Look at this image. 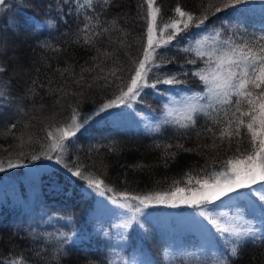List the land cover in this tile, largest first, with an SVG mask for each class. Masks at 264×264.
Returning <instances> with one entry per match:
<instances>
[{
	"label": "trees",
	"instance_id": "obj_1",
	"mask_svg": "<svg viewBox=\"0 0 264 264\" xmlns=\"http://www.w3.org/2000/svg\"><path fill=\"white\" fill-rule=\"evenodd\" d=\"M80 3L81 0H6L5 5L0 6V65L6 69L0 73V160L19 161L20 170L30 164L41 165L53 161L45 159L43 155L37 160L30 158L32 153L41 151V143L46 135L44 129L63 122L70 113L69 105L78 107L81 114H93L97 106L116 91L114 86L102 87L105 81L94 80L93 77L104 76L111 68H122L116 75L126 79L131 58L139 55L146 42L145 0H111L110 6L104 10L97 3L100 23L109 31L95 37L94 46L84 45L82 39L79 43L75 42L77 33L84 26V10L81 14L76 12ZM222 3L223 0H156L163 21L175 15L177 6L197 16L207 8L208 19L205 23L208 32L220 30L224 36H228L232 34L229 25L222 21L228 18L232 9L213 14L214 9L208 7ZM251 5H254V11L245 14L249 39L260 30L259 10L264 7V0H250L240 7L251 9ZM87 14L96 13L88 10ZM47 20H52L55 27H37ZM113 20L116 21L114 26L108 23ZM236 24L237 21L233 20L232 25ZM199 32V29L190 28L177 36L168 48L158 50L173 59V63L163 71L176 72L179 79L184 81L174 89L199 91L203 88L200 81L191 75L194 67H203V64H185L190 54L181 50L201 38L194 35ZM235 38L239 39V35ZM45 43L50 47H41ZM97 48L100 49L99 53ZM104 52L110 55H101ZM93 57L98 59L94 61ZM97 63H101L103 72L95 67ZM181 65L189 69L188 75L179 74ZM66 68L70 72L62 76L60 70ZM82 68L95 70L81 73ZM81 75L83 79L78 85L76 80ZM109 79L115 80L111 76ZM33 81L36 83L33 84ZM89 84L92 87H88ZM159 87L164 89L167 86ZM30 88H34L35 92H29ZM134 106L148 110L163 109L160 97L152 89H145V94ZM120 114L119 107L94 116L84 129L67 142L69 147L65 154L69 163L86 165V170L105 179L117 191L143 193L167 190L173 180L183 179L182 174L190 169L197 172L207 165L208 171H211L213 166L219 167L229 156L240 155L236 152L237 142L241 149L249 147L243 129L242 136L233 139L231 148L227 142L215 148L205 147L213 143V137L205 131L206 120L203 116L198 118L197 127L187 132L164 125L160 132L135 133L114 126V119ZM22 134L25 140L29 135L33 136V142L25 143L21 148L18 147L20 140L17 137ZM168 143L182 144L193 151H179L175 160L168 159L165 166L163 147L157 148L156 145ZM97 202L98 195L55 160L52 165L26 175L25 179L12 181L9 191L2 185L0 262L22 253L29 258L30 264H56L52 260L57 244L55 237L63 232L72 239L64 244L59 254V264H111L112 261L125 264V257L133 251L137 239L138 250L151 259L150 263L143 264H179L181 258L187 264L191 253L169 256L165 238L147 217L127 230L118 229L120 233L115 234L113 229L118 217H107L109 209H102ZM243 205L245 201L240 202L241 208H245ZM232 208L217 202L215 206H208L207 210L215 214L214 211ZM176 209L178 214L184 213V210L197 211L187 206ZM255 233V238H248L241 246L238 257L230 258L232 264H264V229L255 230ZM121 234L126 239H120ZM186 236L184 234L183 241H186ZM214 243L218 244V257L227 255L229 246L224 241L218 238ZM196 244V241L190 242L187 250L195 248Z\"/></svg>",
	"mask_w": 264,
	"mask_h": 264
},
{
	"label": "snow or ice",
	"instance_id": "obj_2",
	"mask_svg": "<svg viewBox=\"0 0 264 264\" xmlns=\"http://www.w3.org/2000/svg\"><path fill=\"white\" fill-rule=\"evenodd\" d=\"M145 2L147 4L146 42L143 43L139 55L131 58L127 78L116 75L117 71L123 70L122 68H111L106 75L93 77L94 80L105 81L102 87L114 86L116 91L110 98L100 103L93 114H81L78 107L69 105V115L63 122L49 125L44 129L46 135L43 137L44 142L41 143V151L38 154L32 153L30 158L37 160L43 155L45 159H55V162L62 165L71 176L83 181L87 189L123 210L127 215L121 224L116 225L118 228L127 230L133 224H140L144 210L150 207L163 206L175 209L187 206L196 209V216L202 217L203 220L193 217L192 223L200 232L201 243L194 246L198 250L190 254L187 264H232L230 258L238 257L241 246L248 238L256 237L252 224L244 219L245 208L252 212L258 210L260 217L264 219V7L259 10L260 30L254 32L249 39L248 18L245 14L254 10L240 6L247 5L250 0H223L219 6L211 4L208 6L214 9L213 14L232 9L228 18L222 21L229 25L232 34L228 36H224L220 30L208 32L205 23L208 19L207 8L202 15L197 16L177 6L174 9L175 15L163 21L156 0H145ZM5 3L6 0H0V6H4ZM97 3L100 9L104 10L110 6L111 0H83L77 7L78 14L84 10V26L77 33L75 42L79 43L82 39L84 45L94 46L95 37L109 31L108 27L100 23ZM88 10L96 14L89 15ZM233 20L237 21L235 26L232 25ZM108 23L114 26L116 21ZM45 26L54 28L55 24L52 20H47L45 24L37 25V27ZM190 28L199 29L200 32L194 35L201 38L195 39L192 46L181 50L190 54L186 57L185 64L194 66L198 63L203 64V67L197 66L191 70V75L200 81L203 88L199 91H169L184 81L179 79L176 72L163 71L167 65L173 63V59L158 50L168 48L177 36ZM202 33L206 34L201 35ZM237 35L239 39L235 38ZM41 47H50V45L45 43ZM97 52H100L99 48ZM101 55L109 56L110 53L104 52ZM92 59L95 61L98 57ZM95 67L101 72L104 71L101 63H97ZM94 70L82 68L81 73ZM5 71L6 69L0 65V73ZM60 72L63 76L65 72H70V69L66 68ZM179 74L188 75L189 69L181 65ZM109 76L114 77L115 80H110ZM82 79L83 75L76 80V83L79 85ZM35 83L33 81V84ZM161 85L167 87L161 89L159 87ZM88 87L92 85L89 84ZM145 89H152L155 94L167 100L163 105V117L159 122L155 126L146 125L149 131L160 132L164 125H171L187 132L196 128L198 118L203 116L206 120L205 131L211 133L213 137V143L205 147L215 148L227 142L231 148L233 139L242 136V129L248 137L249 147L241 149L237 142L236 152L240 155L229 156L220 163L219 167L213 166L211 171H208V166L205 165L197 172L190 169L182 174L183 179L173 180L167 190L143 193L117 191L105 179L91 170H86V165L79 162L69 163L65 159L69 147L67 142L84 129L94 116L122 106L132 108L133 104L139 102L145 94ZM29 92H35V89L30 88ZM56 103L59 104L60 101L57 100ZM20 110L23 111L22 108ZM12 127L15 128V125ZM17 139L20 140L18 147L21 148L25 143L33 142L31 135L27 140L23 134ZM156 147H163L165 166L168 159L175 160L179 151H193L182 144L168 143L163 146L157 144ZM173 148L176 151H169ZM53 153L57 155L53 157ZM20 155L23 156L24 153L21 152ZM19 166V161L7 160L8 169ZM3 171H5V162L0 160V172ZM182 184L183 186H180ZM110 193L114 195H109ZM241 201L246 202L245 208L240 207ZM217 202L234 207L236 214L229 215L226 212L213 214L212 211L207 210L208 206H215ZM218 238L229 246L227 255L217 256L219 248L214 241ZM71 239V236L63 232L55 237L57 244L52 260H55L56 264H59V254L63 251L64 244L71 242ZM120 239L126 237L121 234ZM0 264H30V260L21 253L4 259ZM111 264L116 262L112 261ZM179 264H186V261L181 258Z\"/></svg>",
	"mask_w": 264,
	"mask_h": 264
},
{
	"label": "rangeland",
	"instance_id": "obj_3",
	"mask_svg": "<svg viewBox=\"0 0 264 264\" xmlns=\"http://www.w3.org/2000/svg\"><path fill=\"white\" fill-rule=\"evenodd\" d=\"M83 2V0H81ZM258 8V6H257ZM256 8V9H257ZM251 9L254 10V5H251ZM251 11H249L250 13ZM259 29V26H258ZM190 90V89H185ZM169 91H181V89H169ZM196 91V90H192ZM159 96V95H158ZM163 105L167 103V100L164 97L159 96ZM179 98V97H177ZM121 114L115 117L114 126L131 132H147L149 131L146 125L155 126L159 120L163 117V109L158 110H148L143 108L135 107L133 104L132 108L120 107ZM171 126V125H166ZM57 153H53V157H55ZM53 161H48L44 164H30L23 169H19V167L8 169L7 161L5 162V171L0 172V187L2 185L5 186L7 191L11 190L12 181L25 179L26 175L30 173L37 172L45 167H48L54 163ZM98 205L104 209H109L110 212L106 216L112 218L115 216L118 217V221L116 225H119L123 222L124 217H126V213H123V210L117 208L115 205H112L108 200L103 197L98 196ZM246 204V202H245ZM245 207V205H243ZM99 208V207H98ZM226 210V209H225ZM225 210H217L214 211L215 214L220 212H226L229 215H235L236 209L232 208ZM103 215V212H102ZM147 217V219L151 220L154 225L157 226L158 232L163 235L165 238L166 245V253L169 256L172 254L184 255L189 254L194 251H197L198 248H192L191 250H187L188 244L194 241L197 242L196 246L201 243V235L198 228L192 223L193 217L195 219L202 220L201 217L196 216L195 210H184V213L178 214L177 209L166 208L163 206L150 207L144 210V215L140 217V219ZM244 219L249 221L254 231L259 230L262 231L264 229V219L260 217L259 211L252 212L250 209L245 208ZM118 229L121 231L122 228L116 227L114 230L115 234L120 233ZM186 234V241H183V236ZM139 239L135 242L133 246V251L128 255L125 261V264H143L145 262L150 263L151 259L146 254L142 253L138 249ZM189 242V243H188ZM215 244V243H214ZM218 247V244H215ZM141 250V249H140ZM124 259V260H125Z\"/></svg>",
	"mask_w": 264,
	"mask_h": 264
}]
</instances>
